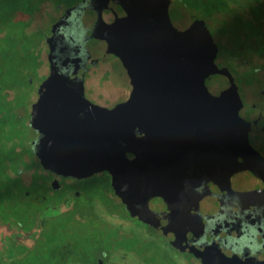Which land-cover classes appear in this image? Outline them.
I'll return each instance as SVG.
<instances>
[{
    "label": "water",
    "instance_id": "1",
    "mask_svg": "<svg viewBox=\"0 0 264 264\" xmlns=\"http://www.w3.org/2000/svg\"><path fill=\"white\" fill-rule=\"evenodd\" d=\"M135 14L131 25L102 18L50 51L32 148L66 176L108 171L130 216L216 249L219 232L236 229L238 202L257 197L264 210L260 117L240 78L198 56L200 38L171 0Z\"/></svg>",
    "mask_w": 264,
    "mask_h": 264
},
{
    "label": "flooded vegetation",
    "instance_id": "2",
    "mask_svg": "<svg viewBox=\"0 0 264 264\" xmlns=\"http://www.w3.org/2000/svg\"><path fill=\"white\" fill-rule=\"evenodd\" d=\"M37 1L32 12L14 15L21 18L26 35L39 30L36 47L25 42L21 48L26 63L21 71L14 70L18 67L14 54L18 52L19 44H15L10 36L9 44L4 43L6 30H0V46L8 45L6 51L0 53V134L6 135L0 137V206L5 205L6 216H0V264H28L30 249L44 242L42 234L48 221L55 229L61 227L58 219L64 209L61 207L63 202L60 203L57 197L61 180L69 185L73 181L82 185L99 174L106 176L108 196L116 202L120 213L106 210L105 213H80L82 208H78V213L63 217L70 226H88L89 220L94 219V225L102 227L103 233L111 238L104 247L101 242L105 236L89 230L86 236L92 240L91 247L77 250H87V255L66 264H264V210L252 206L253 202H258L257 197L251 199L248 208H244V204L240 208L238 202L235 208L241 212L234 214L236 229L230 227L220 231L215 239L217 248L209 249L190 240L187 233L167 238L160 228L130 216L111 188L108 171L82 178L66 176L40 164L32 148L36 131L31 125V115L39 99L40 86L50 72V51L81 40L102 18L121 25L133 24L135 7L145 0H75L67 6L54 0ZM171 2L176 6L177 15L188 26L192 25L200 38L198 56L216 62L218 72L240 78L243 85L240 86L249 93L246 95L250 106L260 117L264 129V0ZM10 118L13 123L6 124ZM31 162H34L33 166ZM31 186L38 194L30 191ZM47 189L54 194L46 205L54 210L52 213L33 214L34 223L30 228L27 218H14L12 205L29 204V199L40 205L46 199L42 192ZM69 193L75 198L81 192L70 188ZM52 264L61 263L54 261Z\"/></svg>",
    "mask_w": 264,
    "mask_h": 264
},
{
    "label": "rangeland",
    "instance_id": "3",
    "mask_svg": "<svg viewBox=\"0 0 264 264\" xmlns=\"http://www.w3.org/2000/svg\"><path fill=\"white\" fill-rule=\"evenodd\" d=\"M5 23H0V30L2 28H4L6 30L5 35H9L10 38L12 40H14L15 44H19L18 45V52H15L14 56L17 57L16 61H17V68H14L15 71H21L23 64L25 63L24 58L22 57V51L21 48L23 47V44L29 43V45L31 47H36L35 43L37 42V37H39V30L37 31H32L30 32L28 35H26L24 33V24L21 20V18H18L14 15L8 16L5 15ZM32 28V26L30 27ZM5 84V83H4ZM13 121L10 118L9 123L6 122V124H12ZM2 135V136H1ZM10 133L8 134V137H10ZM6 136L5 134H0V137ZM31 166L34 165V162L30 163ZM106 176L104 174H99L97 175L94 179L89 180L88 182H85L82 185H78V183H73L70 182V185L68 184V182H66L65 180H61L60 182V186H61V190L57 192V197H58V201L62 203L61 207L62 210L64 209L63 212H61L60 214V218L58 219L61 222V226L64 225L66 227H68L66 223L68 222H64L65 218L63 216H67V218H69L68 216L71 214H75L78 213L79 210L78 208H82L80 209V213H105L104 210L109 211V212H116L120 213L119 209L117 208V204L116 202L114 203V201L112 200V198H109L108 196V189L106 187ZM70 188L72 189H78L81 193L77 196H75V198L69 193ZM69 189V190H68ZM30 191L32 193L38 194L37 190L34 186H31ZM42 194L45 196V201L43 203H41L40 205L37 204L36 202H33L32 199H29L28 203L26 205H17L14 204L12 205V207L7 206V208L9 209V207L12 209L13 208V215L15 219H26V223H29V228L31 226V224L34 223V221H32V215L36 214V213H52L54 210L51 209L50 207H46V205H48L50 202L49 200L52 198V196L54 195L52 192H50L49 189H47L45 192L43 191ZM51 196V197H50ZM103 199V201H102ZM59 205L57 204V207ZM2 206H0V216L5 218V205L3 206V208H1ZM44 208L46 209L44 211ZM54 208V207H53ZM90 209V210H89ZM61 210V211H62ZM89 210V211H88ZM62 216V218H61ZM92 221H94V219H92ZM91 220H89V225L87 226V224L84 225H80V226H70L71 231H72V235L71 237H73L74 243L71 247L70 246H66L63 243V235L61 232H59V228L55 229V227H52L51 225V221H48V225L46 226V228L43 230V244H39V246H35L32 249H30V253L27 254V256L29 255V257L35 259V260H39L41 258V256L43 255V253H48V252H52V248L54 247L53 252L55 253V255H59V258H63L64 255H66L69 251L72 253H76L78 249H82V243H80V239L82 238V235H85L86 233H88L89 230H93L94 233H100L101 237L104 235L105 238L103 239V241L101 242V245L106 247L107 243H109L110 240V235H105L103 233V228L102 227H96L94 225V222H92ZM86 226L88 227V229L86 228ZM83 229V230H82ZM82 231V232H81ZM91 232V231H90ZM81 233V234H78ZM81 235V237H80ZM83 240V239H82ZM123 243V242H121ZM44 247V248H43ZM86 247V246H85ZM91 247V245H90ZM45 256V255H44ZM77 258H73V260L71 262H76ZM58 262V261H57ZM29 264V263H28Z\"/></svg>",
    "mask_w": 264,
    "mask_h": 264
},
{
    "label": "trees",
    "instance_id": "4",
    "mask_svg": "<svg viewBox=\"0 0 264 264\" xmlns=\"http://www.w3.org/2000/svg\"><path fill=\"white\" fill-rule=\"evenodd\" d=\"M57 4H62V5H70L72 4L75 0H54ZM38 4L37 0H0V23H5V15L11 16V15H17L20 12H25L29 13L33 11V8H36ZM8 36L7 38L5 37L3 42L8 43ZM9 44V43H8ZM7 46H0V53H4L6 51ZM68 227L62 225L59 230L63 235V243L67 247L73 245L74 240L72 235L71 228L69 225ZM81 234V233H78ZM81 237V235H80ZM83 239V240H82ZM92 240L90 237H87L86 234L82 235V238L80 239V243H82V247L84 246H90V242ZM44 248V247H43ZM54 247L52 248V252L48 253H43L41 258L39 260H35L30 257L29 259V264H52L54 261H59L61 264H66L69 263L73 260V258L80 257L82 255H85L87 250L85 251H79V252H68L66 255L63 256V258H59V255H55L53 252ZM45 255V256H44ZM54 255V256H53ZM87 255V254H86ZM50 256H53L52 258ZM48 261V262H47Z\"/></svg>",
    "mask_w": 264,
    "mask_h": 264
}]
</instances>
